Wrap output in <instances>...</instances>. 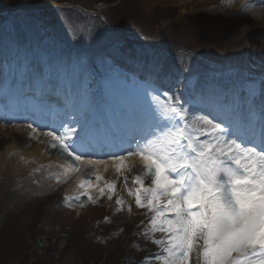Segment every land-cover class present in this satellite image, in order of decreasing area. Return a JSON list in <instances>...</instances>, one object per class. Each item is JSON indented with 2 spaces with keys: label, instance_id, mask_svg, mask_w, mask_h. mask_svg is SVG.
<instances>
[{
  "label": "snow or ice",
  "instance_id": "6c2138e0",
  "mask_svg": "<svg viewBox=\"0 0 264 264\" xmlns=\"http://www.w3.org/2000/svg\"><path fill=\"white\" fill-rule=\"evenodd\" d=\"M223 3L231 7L236 0ZM254 8L241 0L237 11ZM78 32L107 53L99 61L97 86L92 87L93 61L37 60L21 48L5 76L0 119L32 121L22 125L25 131L33 139L43 137L41 143L65 160L58 182L61 175L83 168L88 176L92 170L79 183L89 200L87 189L96 181L98 197H116L117 213H132V202L145 209L148 223L138 225L143 230L137 235L158 246L146 258L153 264H264V74L234 75L225 82L222 74L217 79L218 70L207 69L189 86L198 71L189 61L168 65L163 49L131 48L134 42L115 29ZM127 63L148 70L135 81L131 100L114 87L127 78ZM37 94L39 107L20 103ZM9 96L16 101L11 107ZM135 165L131 189L128 173ZM101 166L114 169L121 189L115 181L101 186ZM74 199L85 207L79 196Z\"/></svg>",
  "mask_w": 264,
  "mask_h": 264
},
{
  "label": "rangeland",
  "instance_id": "374dc122",
  "mask_svg": "<svg viewBox=\"0 0 264 264\" xmlns=\"http://www.w3.org/2000/svg\"><path fill=\"white\" fill-rule=\"evenodd\" d=\"M3 1L0 0L7 7L30 4L37 9L13 12L6 8L0 12V83L11 68L13 57L21 48H27L37 60L46 56L52 61H68L82 56L93 61L90 67L97 73L93 77L94 84L102 75L98 71L100 58L107 53L95 47L87 33L78 30L90 27L97 34L106 32L98 19L106 26L109 21L124 31L122 35L129 39L134 38L132 34L135 31L144 36L142 38H147V43L135 39L131 48L154 51L159 45L165 52L164 59L168 65L180 64L184 60L183 50H190L189 53L196 57L188 60L198 71L186 82L189 86L199 79L200 72L206 71V66L197 56L218 63L229 62L233 66L227 70H241L244 75L251 73L259 77L264 74V24L259 20L248 22L247 19L252 17L245 14L239 18L238 11L233 15L236 18L230 20L221 16L223 11H234L232 7L236 5L229 7L222 0ZM240 1L236 0V3ZM253 1L259 5L264 2ZM13 2V5L7 4ZM82 12L85 15L82 16ZM85 39L88 42L86 46L90 48L87 53L82 51L86 47ZM214 62L210 63L212 69L218 70ZM124 70L127 78L115 83L114 87L131 100L136 92L135 81L146 77L148 70L137 69L131 63H127ZM208 75L210 77L211 73ZM217 79H220L219 70ZM93 84L95 88L97 85ZM26 162L33 164L36 161ZM39 168L44 170L31 171L32 187L24 190L21 196L12 191L13 186L3 192L0 187V249L11 252L8 262L0 261V264H140L146 250L155 253L158 246L137 235L143 230L138 225L148 223L145 209L137 208L132 202V213H117L116 197L112 201L98 197L96 181L87 189L92 200L82 194L79 183L91 177L92 170H88V176L83 175V169L73 176L61 175L58 182L57 174L63 169L46 163ZM26 173L24 177L28 176ZM1 174L11 175L9 171ZM100 175L103 177V181H99L101 186L115 181L102 173ZM129 176L128 187L134 189L132 175ZM2 180L0 186L6 182ZM149 183L145 181L146 185ZM119 184L117 182L118 190L121 189ZM123 195L126 201L132 200L125 193ZM77 196L85 207L79 206L74 199ZM155 238H160L158 233Z\"/></svg>",
  "mask_w": 264,
  "mask_h": 264
},
{
  "label": "bare ground",
  "instance_id": "6f19581e",
  "mask_svg": "<svg viewBox=\"0 0 264 264\" xmlns=\"http://www.w3.org/2000/svg\"><path fill=\"white\" fill-rule=\"evenodd\" d=\"M182 1V0H178ZM223 1V0H222ZM252 4L255 5V8L252 11H244V12H238L237 17H242L243 14L249 15L252 18L247 19L248 22L253 21H260L264 24V8H261L259 6V3L255 1ZM250 2V3H251ZM241 2H237L234 8V11L232 12H221V16L228 17L229 20L232 18H236L233 15L236 13L237 9L239 8ZM263 16H260V15ZM241 15V16H240ZM0 98H3L5 94L8 92L7 88V82L4 80L0 83ZM10 107L16 102L13 97L9 96L7 101H5ZM20 103L26 107V104L28 105L27 108H32L34 105L39 107L40 106V100L38 98V94L36 98H33L31 96L27 98H22L20 100ZM51 103V102H49ZM3 105H0L2 107ZM14 120H21L23 123H27L28 120L24 119H14ZM14 120H11V122H8L6 120L0 119V182H3V184L0 186L2 192L5 188L9 187H15L14 190H12L16 195H22L25 191L28 190L31 186V182H33V179L31 176V171L33 169H38L43 171L44 169L39 168L42 166L43 163H46L48 165L53 166V168H58L60 164L65 163L64 158L61 154L57 153L55 150H50L46 147L44 143H41V141L44 139L43 137H40L39 140L33 139L31 133L25 131V128L14 122ZM25 125V124H23ZM43 130V129H42ZM44 131H46L44 129ZM104 156H96V158L100 159ZM32 161L35 162L33 164H28L26 161ZM125 167H127V162ZM139 168V165H135L133 172L128 173V175H133L136 173V169ZM83 169V168H82ZM85 170V169H83ZM9 171L11 175L1 174ZM24 172H27V177H24ZM105 175V177H111L112 180H115V182H119V187H122L121 178L117 176L114 169L109 167L107 171L103 169V166H101L100 170L96 174ZM7 176V177H6ZM73 176V175H72ZM11 177V178H9ZM16 180L17 184L16 185ZM18 180H21V182H18ZM11 191V192H12ZM1 193V191H0ZM127 195V193H125ZM2 195V193H1ZM1 197V196H0Z\"/></svg>",
  "mask_w": 264,
  "mask_h": 264
},
{
  "label": "trees",
  "instance_id": "16d2710c",
  "mask_svg": "<svg viewBox=\"0 0 264 264\" xmlns=\"http://www.w3.org/2000/svg\"><path fill=\"white\" fill-rule=\"evenodd\" d=\"M18 0H15V2H17ZM15 2H13L14 4H15ZM0 243H1V241H0ZM10 254H11V252H9V250L8 249H0V261H3V262H8V260L11 258L10 257ZM3 264V263H2ZM29 264H30V262H29ZM53 264H55V262L53 263Z\"/></svg>",
  "mask_w": 264,
  "mask_h": 264
}]
</instances>
